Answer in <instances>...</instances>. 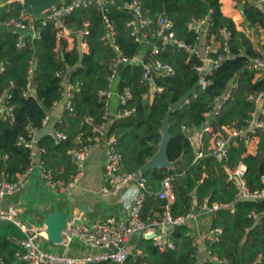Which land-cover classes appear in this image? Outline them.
I'll list each match as a JSON object with an SVG mask.
<instances>
[{
    "label": "trees",
    "instance_id": "16d2710c",
    "mask_svg": "<svg viewBox=\"0 0 264 264\" xmlns=\"http://www.w3.org/2000/svg\"><path fill=\"white\" fill-rule=\"evenodd\" d=\"M130 0H116L115 4L82 7L75 10L65 20L66 25L75 33L78 44L72 51L60 50L57 30L53 22L42 25L37 22L40 37H25L26 46L18 47L19 34L0 28V62L6 67L0 73V97L10 94V104L14 106L15 119H0V181L3 171L12 176L25 171L30 164V151L18 144L20 136H29L28 127L43 128V120L53 110L54 102L63 99L62 80L83 82L82 90L76 94L74 110H65L61 120L53 123L68 134V138L59 143L50 132L38 139V146L46 148L43 159L53 168L57 176V167H68L66 181H70L75 164L68 151L86 144L93 128L103 120L104 104L99 90L108 85L111 73L110 62L117 57V50L108 38L105 18H109L115 29L116 43L124 54L133 58L143 49L146 51L144 63L160 59L171 64L173 75H161L152 70L154 86L163 87L151 96L152 84L144 80V64L121 63L119 66V91L130 88L133 97L121 109L135 108V111L123 118L112 117L109 133L116 136L118 149L124 156V170L137 173L158 151L162 138L163 121L171 110L172 104L179 101L200 78L198 66L206 61L191 54L186 48L166 44L158 55L151 53V46L142 47L137 43L127 26L133 13L122 7ZM145 17L151 23L149 30L157 29V19L165 13L174 21L176 37L187 45L196 41L197 34L189 28V22L207 18L203 26L205 44L221 39V29L227 27L231 32L227 50L222 46L219 53L224 58L207 75L210 83L197 88L180 108L171 111L170 133L167 156L176 162L173 168H156L142 175L146 180V196L141 217L152 221L161 217L166 200L160 199L158 192L163 181L171 180L175 201L171 212L174 217L191 212L193 207L206 198L210 202H233L237 192L236 185L228 179L227 168H234L240 162L247 166L245 178L250 189L261 187L264 175V129L258 130L259 143L256 153L249 150L246 139L232 141L227 157L218 161L209 149L212 133L205 134L204 154L197 158L189 138V132L201 128L216 108V98L230 91V97L223 103L219 113L211 119L209 125L214 132L226 133L225 128L236 126L248 128V119L254 110L249 100L253 92L264 91V70L257 71L251 66V60L264 57V45L256 47L254 42L236 27L234 20L222 11L221 0H140ZM258 0H241L244 15L249 26L256 32L264 28V9L257 5ZM24 8L20 0L0 6V21L19 15ZM89 21V34L84 35V23ZM156 40V39H155ZM72 44V39L70 38ZM81 42L88 44L84 52ZM64 53V55H62ZM212 59L218 54L211 53ZM36 66L28 89V70L30 61ZM62 71L58 76L56 73ZM36 90V92H34ZM6 155L9 158H6ZM73 172V174H74ZM258 213L253 221L249 214ZM212 227L223 228V234L217 242H207V246L216 253L222 264H255L260 253L262 258L256 264H264V201L240 200L235 203V211L223 208L212 216ZM249 229V233H247ZM189 223L176 227L174 238L179 244L176 250L161 251L153 239L139 237L135 250L129 255L126 264H202L200 251L193 246L189 233ZM21 227L11 220H0V264H9L16 259V253L22 250L20 240L26 238ZM23 264V263H22ZM91 264H116L102 261ZM209 264H216L210 262Z\"/></svg>",
    "mask_w": 264,
    "mask_h": 264
},
{
    "label": "built area",
    "instance_id": "2783aa9c",
    "mask_svg": "<svg viewBox=\"0 0 264 264\" xmlns=\"http://www.w3.org/2000/svg\"><path fill=\"white\" fill-rule=\"evenodd\" d=\"M23 3V0H20ZM116 0H65L61 3L55 4L48 10L44 11L42 17L36 20L35 15L29 11L25 5L16 17H11L6 20L0 21V28L8 29L12 32L19 34L18 47L23 48L26 46L25 37L32 36L39 38L41 33L37 27V22L46 25L48 22H53L57 30V36L63 45V49L68 48L70 28L66 25L65 20L75 10L82 7H89L93 4L105 5L115 4ZM257 5L264 9V0H258ZM123 8L130 10L133 17L127 23L131 29V34L135 41L142 47L147 45L151 46V53L158 55L166 44H176V46L186 48L191 54L200 57L206 61L203 66H198L197 69L200 74L211 63L214 62L215 66L224 58V54L219 53L220 47L227 50L228 39L231 32L227 27L221 29V39H215L212 36L211 41L205 45V53L200 50V45L203 39V26L208 17L204 19L193 18L189 22V28L194 30L197 34L196 41L192 45H187L176 37L174 31V21L169 18L165 13H161L157 19L158 27L156 30H149L151 21L145 17L143 6L140 0L126 1L122 5ZM108 33L103 36V39L108 38L113 43L117 50V57L110 62L111 73L108 78V85L99 90V96L104 104L103 120L93 128V134L88 136L86 144L80 147H74L68 151L72 156L75 164V172L70 181L57 176L55 170L46 164L43 159V154L46 148L38 146L37 134L51 124V113H48L43 120V128L28 127L29 136H20L18 144L23 145L30 151V164L29 167L15 176L9 172L3 171L0 181V220H11L21 227L23 232L26 233V238L20 240L22 250L16 253V259L9 264H91L102 261H113L116 264H126L130 251V243L135 236H151L154 244L161 251L176 250L179 248L178 242L174 238L177 225L189 223L193 217V210L197 207L201 213L211 214L212 216L223 208H230L232 212L235 211V203L240 200L250 201H264V175L261 179V187L257 189H250L247 184L245 174L247 166L244 162H240L234 168H227L228 179L232 181L236 187L237 192L233 202H210L207 198L199 205L193 207L190 213L174 217L171 212L172 204L175 201L174 188L169 178L165 179L162 188L158 192L160 199L166 200L161 217L152 221H146L141 217L144 199L146 196V180L142 178L140 172L131 173L124 170V156L118 149V140L115 135L109 133V124L111 118H123L124 116L135 111V108L121 109L133 93L130 88L119 91L118 84L120 81L119 66L121 63L144 64L145 73L144 80H149L152 84L151 96H154L156 91L161 92L163 87L154 86V79L152 70L155 69L161 75L175 74L174 67L160 59L152 60L151 62L144 63L145 50H141L139 54L130 58L124 54L120 46L116 43L115 29L109 18H105ZM239 31L243 32L247 37H251L254 31L251 29L245 19L235 22ZM89 21L84 23L83 34H89ZM21 30L23 32H21ZM156 39V40H155ZM84 47H87L85 45ZM211 53L218 54L217 59L209 57ZM35 61H30L28 70V89L31 91V82L34 75ZM251 66L257 71L264 70V57H257L251 60ZM6 67L0 62V73L5 72ZM58 76L63 74L62 71L56 73ZM210 81L205 77L203 79L202 88H205ZM63 86V99L65 100V109L74 110V100L76 94L82 90L83 82L80 80L71 81L69 78L62 80ZM230 91L225 92L222 96L216 98L217 105L213 111L215 114L219 113L223 103L230 97ZM117 96L119 100L118 109L112 111V99ZM10 94H4L0 97V119L10 118L15 119L14 106L10 104ZM249 100L254 104L255 108L248 119V128L228 126L225 128L226 133L221 131L214 132L213 128L206 124L202 126L201 130L196 129L189 132L191 145L196 150L197 158L202 157L204 154L203 145L206 133H212L211 143L209 149L211 154L218 160L223 161L228 154L229 147L232 141L237 139H246L249 144V150L256 153L259 143L258 130L264 129V91L253 92L249 95ZM58 103L54 102L53 106ZM62 118V117H61ZM60 118V120H61ZM50 132L57 143L66 140L68 134L58 128L51 129ZM235 138V139H233ZM253 147V149L250 148ZM95 148H105L106 150V165H105V181L101 184L100 190L104 194L120 196L124 200L127 210L126 219L118 222L114 217H109L104 220H97L92 223L84 222L80 216H75L69 219L66 228L63 230L64 244H71L73 240L89 246L92 250L91 253H85L80 256L72 255L69 253H60L49 251L43 247L40 241V235L48 236L45 229H36L30 233L27 225L18 220V210L11 202L8 208H3L1 203L7 196H15L23 190L28 178L35 169H38L44 178L45 183L52 189L57 190L60 194L67 197L72 195L73 189L80 182L85 175L87 161L91 156V152ZM6 158H9L6 155ZM249 217L256 221L258 213L254 209L249 214ZM249 233V229H247ZM223 234V228L210 227L203 239L206 246L203 248L204 255L201 257L202 264H209L210 262H220L223 260L207 246V242H217ZM192 244L199 251L201 246L197 242L196 236L191 232ZM263 256L260 253L256 259L259 261ZM255 262V264H256Z\"/></svg>",
    "mask_w": 264,
    "mask_h": 264
},
{
    "label": "crops",
    "instance_id": "0c3cea01",
    "mask_svg": "<svg viewBox=\"0 0 264 264\" xmlns=\"http://www.w3.org/2000/svg\"><path fill=\"white\" fill-rule=\"evenodd\" d=\"M13 1L15 0H0V6H5ZM221 2L222 11L225 15L231 17L236 23L242 19H245V21L248 23L244 15V9L243 5L241 4V0H221ZM68 35L69 44L66 50L63 49V45L58 39V47L61 51H72L76 48L78 44V40L75 33L72 32ZM70 38L72 39V44L70 42ZM249 38L254 42L256 47L262 48V46L264 45V28H260L258 33L254 31L253 36ZM85 45H87V47H84ZM205 45V40L202 39L200 45V50L202 53H205ZM81 48L84 52H87L88 44L86 42H81ZM118 107L119 100L118 97L115 96L112 99L111 109L113 112H115ZM65 110V100L62 99L60 102L56 103V105L53 107V110L50 112L51 121L55 122L56 120H60ZM53 128L54 125L52 123L45 129H48V131H50ZM45 129H43V131ZM250 148L253 149V147L251 146ZM72 162L74 164L73 158ZM105 165V148L93 149L91 152V156L87 161L85 175L82 177L77 186L73 189L71 196H75L77 201L86 202L88 206V213L86 214L77 208L76 204H74L69 199L70 196L67 197L63 194H60L57 190L50 188L45 183L43 175L38 169H35L32 172L21 193L15 196H7L1 203V206L3 208H8L10 206V203L13 202L14 207L18 210V220H20L25 225H27L25 220L31 224L30 227L27 225L30 233L34 232V230L36 229H45L46 232L45 218L49 216L52 212L58 211H67L70 220L73 219L75 216H80L84 222L92 223L97 220H104L109 217H114L118 222H122L126 219L127 215V210L122 197L104 194L100 190L101 184L105 181ZM56 169L59 174H62L60 177L64 179L67 177V166L60 165ZM73 172L74 168L71 171L70 177H72ZM61 196H63L64 198H61ZM192 213L193 217L190 220L189 224L192 227L191 233L196 236L197 242L201 246V259V257L204 255V253L202 252L203 248L206 246V242L203 239V236L204 234H206L208 229L212 227V215L207 213H201L197 207L193 210ZM139 237L140 236H135L133 240L136 239L138 243ZM40 241L43 247L47 250L58 252L54 248L55 244L48 239V236L40 235ZM136 246L130 245V251L133 252ZM94 251L95 250H92L89 246L79 242L78 240H73L72 243L69 245L63 244L60 253L64 252L80 256L82 254L91 253Z\"/></svg>",
    "mask_w": 264,
    "mask_h": 264
},
{
    "label": "water",
    "instance_id": "95a60500",
    "mask_svg": "<svg viewBox=\"0 0 264 264\" xmlns=\"http://www.w3.org/2000/svg\"><path fill=\"white\" fill-rule=\"evenodd\" d=\"M65 0H23V4L25 7L31 11L35 17L36 20H39L44 11L48 10L55 4L61 3ZM21 32H23L21 30ZM176 45V44H174ZM64 55V53H62ZM36 66V65H35ZM215 64L214 62H211L200 74L199 80L196 82V84L189 89L185 95L176 103L172 104L171 110L167 113L164 121H163V127H162V138L159 144V149L155 153V155L150 158L146 164L140 169V174L143 175L147 173L149 170L156 169V168H173L176 165V162H172L168 159L167 156V149L168 144L170 142L171 133H170V115L172 110H176L180 108L185 102L188 101L191 95H193L197 88L202 86L203 79L207 77V75L213 70ZM36 92V90H34ZM215 113H211L209 115V118L207 122L204 124H209L211 119L214 117ZM203 126V127H204ZM202 128H200L201 130ZM48 132V129L40 131L36 138L39 139L44 133ZM235 139V138H233ZM74 204H76L77 208L84 212L85 214L88 213V206L86 202L84 201H77L75 196H70L69 198ZM69 217L67 211H58V212H52L49 216L45 218V224H46V232L48 235V239L53 242L55 245H63L64 244V237L62 235L63 230L66 228L68 223ZM148 239L152 238V235L147 236ZM216 264H221L220 262H217Z\"/></svg>",
    "mask_w": 264,
    "mask_h": 264
},
{
    "label": "rangeland",
    "instance_id": "374dc122",
    "mask_svg": "<svg viewBox=\"0 0 264 264\" xmlns=\"http://www.w3.org/2000/svg\"><path fill=\"white\" fill-rule=\"evenodd\" d=\"M259 45H261V44H259ZM61 198H64V197L61 196ZM34 212H35V211H34ZM32 213H33V212H32ZM25 222L27 223V225H28L29 227L31 226V224L28 223L26 220H25ZM130 245H134V246H136V245H137V240H136V239L133 240V241L130 243ZM62 246H63V245H62ZM62 246H56V245H54V248H55V250H57L58 252H60ZM58 248H59V250H58Z\"/></svg>",
    "mask_w": 264,
    "mask_h": 264
}]
</instances>
